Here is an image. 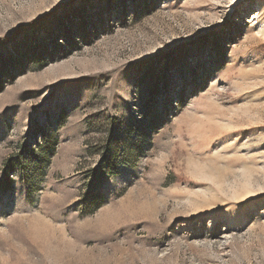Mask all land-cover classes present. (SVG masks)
I'll use <instances>...</instances> for the list:
<instances>
[{
	"label": "rangeland",
	"instance_id": "rangeland-1",
	"mask_svg": "<svg viewBox=\"0 0 264 264\" xmlns=\"http://www.w3.org/2000/svg\"><path fill=\"white\" fill-rule=\"evenodd\" d=\"M0 38V264H264V0H0Z\"/></svg>",
	"mask_w": 264,
	"mask_h": 264
},
{
	"label": "trees",
	"instance_id": "trees-1",
	"mask_svg": "<svg viewBox=\"0 0 264 264\" xmlns=\"http://www.w3.org/2000/svg\"><path fill=\"white\" fill-rule=\"evenodd\" d=\"M8 39L7 38H0V43L4 42V41H7ZM101 203V201H98V203H96V207ZM89 209H93L91 207H89Z\"/></svg>",
	"mask_w": 264,
	"mask_h": 264
}]
</instances>
